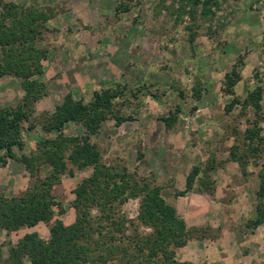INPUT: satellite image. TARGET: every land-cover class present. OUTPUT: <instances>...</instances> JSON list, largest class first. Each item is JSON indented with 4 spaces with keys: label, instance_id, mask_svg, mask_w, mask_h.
Returning <instances> with one entry per match:
<instances>
[{
    "label": "rangeland",
    "instance_id": "rangeland-1",
    "mask_svg": "<svg viewBox=\"0 0 264 264\" xmlns=\"http://www.w3.org/2000/svg\"><path fill=\"white\" fill-rule=\"evenodd\" d=\"M6 1L54 11L40 41L49 57L38 78L46 82L48 92L36 103L35 117L55 111L70 92L89 102L96 91L125 85L124 97L116 100L131 119L122 125L108 120L92 141L107 163L125 165L140 177L153 179L188 226L201 229L176 249V259L193 264H264V224L249 226L256 218L264 154L249 159L246 174L231 155L257 112L254 106L243 111L240 104L228 110L235 95L225 92L224 83L227 72L237 69L241 79L234 88L236 96L244 99L257 85L264 88V0H217L207 15L200 5L194 18L181 12L182 0ZM120 4L129 5V10L121 11ZM20 83L13 75H0V107L22 100ZM195 87L202 88L201 99L195 96ZM262 98L264 112V93ZM177 107L179 120L167 128L162 117ZM28 126L23 124L25 147H16L17 158L8 157L0 168V193L8 197L22 196L37 180L18 158L36 150L45 133L41 123L34 129ZM65 132L78 135L84 128L69 122ZM196 165L202 168L201 176L207 173L213 180V192L199 180L186 191ZM41 169V176L50 172L49 166ZM91 173V167L74 166L63 175L53 193L64 211L55 207L50 223L12 232L0 228V253L6 258L9 243L16 244L27 233L38 232L48 241L58 219L72 224L74 190ZM139 209L140 198L122 206L136 223ZM138 230L146 235L152 228L139 225ZM25 264L32 262L26 258Z\"/></svg>",
    "mask_w": 264,
    "mask_h": 264
},
{
    "label": "trees",
    "instance_id": "trees-1",
    "mask_svg": "<svg viewBox=\"0 0 264 264\" xmlns=\"http://www.w3.org/2000/svg\"><path fill=\"white\" fill-rule=\"evenodd\" d=\"M213 4L218 1L182 0L181 12L194 18L202 5L203 13L207 15ZM187 7L190 10L186 11ZM129 8L127 4H120L121 11ZM52 16V8L0 0V75L19 78L24 91L22 100L16 105L0 107V168L8 157L17 158L16 147H25L22 134L25 122L29 123V129L41 123L45 133L36 150L18 158L37 178L34 186L22 196L8 197L0 193V228L12 232L41 222L50 223L55 217V207L64 211L53 193L63 175L74 166L80 169L91 167L92 173L74 190L72 205L76 218L72 224L56 220L48 241L38 232H31L16 244L10 242L9 255L5 258L0 253V264H25L26 258L32 264H193L179 262L176 249L201 229L188 226L177 208L166 201L163 188L153 179L140 177L125 165L107 163L98 144L92 141V136L99 134L108 120L114 119L117 125H122L131 119V116L122 114L121 107H118L120 102L116 100L118 96L124 97L125 85L96 91L89 102L76 99L70 92L55 111H46L35 117L36 103L48 92L46 82L38 76L44 73L43 61L49 57V49L41 46L40 41ZM240 79L241 74L233 69L227 72L224 83L225 92L235 95L228 110L240 104L243 111L254 106L257 112L256 120L246 128L242 141L233 146L231 152L246 174L249 159L264 154L261 104L264 88L257 85L242 99L234 90ZM194 94L201 99L202 88L195 87ZM180 111L177 107L170 115L162 117L167 128L178 122ZM69 122L81 125L84 133L68 135L65 127ZM44 166H49L50 172L41 176ZM201 172V166L193 167L187 178L186 191L192 190L197 180L205 190L214 191L213 180L207 173L201 176ZM259 178L256 218L249 222L252 227L264 224V163ZM132 198H140L139 223L122 212V206ZM129 223L136 227L135 232L131 231ZM139 225L149 226L152 231L143 235L138 230Z\"/></svg>",
    "mask_w": 264,
    "mask_h": 264
}]
</instances>
